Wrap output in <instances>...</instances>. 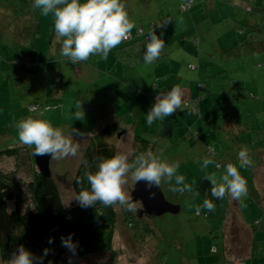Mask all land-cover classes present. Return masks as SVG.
<instances>
[{"label":"rangeland","instance_id":"obj_1","mask_svg":"<svg viewBox=\"0 0 264 264\" xmlns=\"http://www.w3.org/2000/svg\"><path fill=\"white\" fill-rule=\"evenodd\" d=\"M122 2L135 24L132 31H147L160 17L168 24L155 30L165 47L151 65L142 62L144 41L135 43L140 57L133 67L117 62L114 51L120 44L107 59L90 56L76 66L68 63L58 55L61 40L51 14L38 13L33 0H0V151L26 148L18 140L16 126L27 117L42 115L65 135L70 136L71 128L78 130L79 135L70 137L78 145L76 155L51 158L49 164L62 204L70 208L76 204L72 179L88 139L82 126L93 123L98 128L117 121L118 131L107 140L116 154L127 153L129 161L133 160L139 153L133 136L138 135L150 144L154 155L180 162L178 171L192 192H172L162 182L159 187L164 198L180 211L157 217H137V211L128 212L116 203L112 250L71 259V264H239L240 245H247L251 236L264 239V7H259L264 0ZM245 37L256 41L250 49L242 41ZM189 46L196 50L195 58L186 55ZM175 85L183 90L184 104L202 98L197 119L193 123L183 120L185 112L192 116L191 109L183 105L164 121L147 125L149 107ZM36 104L40 107L31 111L29 106ZM204 105L205 112L201 111ZM163 122L174 125L170 138L160 134ZM189 127L198 139L188 140ZM239 137L245 147L239 145ZM206 147L216 154L207 153ZM27 148L31 154L33 149ZM241 149H247L253 161L239 169L247 180L244 207L227 195L225 204L207 211L194 189L196 181L213 173L219 178L228 163L238 167ZM206 158L214 164L202 169ZM15 163L2 158L0 170L9 173ZM19 164L17 179L26 182L30 165L23 160ZM258 165L263 167L256 170ZM134 185L129 174L123 191L131 195ZM24 198L22 211L30 201L27 191ZM135 204L137 210L141 208L139 202ZM8 207L14 209L11 203ZM196 212H206L207 217ZM41 249L43 254L47 250L43 263L51 264L52 247L42 245ZM242 261L264 264V257L243 256Z\"/></svg>","mask_w":264,"mask_h":264},{"label":"clouds","instance_id":"obj_2","mask_svg":"<svg viewBox=\"0 0 264 264\" xmlns=\"http://www.w3.org/2000/svg\"><path fill=\"white\" fill-rule=\"evenodd\" d=\"M33 7L42 16H53L54 31L61 40L58 55L72 64L86 62L90 56L107 59L117 45L129 38L135 27L122 0H33ZM157 27L163 25L157 24ZM147 37L142 62L151 65L160 59L165 42L152 28ZM183 105L182 88L179 85L172 86L156 97L150 111L145 115V122L149 126L156 121L162 122L178 109L182 110ZM16 127L19 142L32 148L36 155H50V158L62 159L75 156L78 151V145L70 138L79 135L78 130L71 128L70 136L65 135L61 128L53 126L42 115L39 118L27 117L19 121ZM237 160L238 167L233 163L224 165L223 174L219 178L215 173L205 176L211 183L212 197L209 199L206 195L203 199V208L207 211H214V201L223 200L226 194L241 202V207H244L247 180L239 169L251 166L253 161L247 149H241L237 153ZM212 164V159H203L201 168L207 169ZM180 167L179 161L168 162L151 151L138 153L131 161L127 153L101 158L95 172L86 169L83 177L76 179L77 185L86 180L88 188H81L75 199L84 208L98 203L105 207L119 203L128 212L135 213L136 204L122 188L126 177L130 174L135 182H143L150 197L155 195L151 190L158 188L162 182L169 185V191L179 194L192 192V186L178 171ZM51 242L50 239L49 243ZM61 244L75 251L76 245L71 234L61 237ZM44 254H47V250ZM9 264H33V258L29 251L20 247L10 258Z\"/></svg>","mask_w":264,"mask_h":264},{"label":"trees","instance_id":"obj_3","mask_svg":"<svg viewBox=\"0 0 264 264\" xmlns=\"http://www.w3.org/2000/svg\"><path fill=\"white\" fill-rule=\"evenodd\" d=\"M259 7H264V5H260ZM36 10L40 13L38 9ZM247 12H250L249 8H247ZM157 24H161L163 27H157ZM167 27L168 24L162 21L160 17L155 23L150 24L147 31H144L142 28L132 31L129 38L117 46L114 51L117 62L120 61L124 67L136 66L139 56L136 55L138 53L132 52L136 49L135 43L138 41L145 42L148 39L147 35L150 28L155 31ZM239 33H242L243 36L245 34L242 31H239ZM242 41L249 48L256 43V41H252L251 38L247 37L242 38ZM128 45L131 47L127 48L126 46ZM153 87H155V84ZM146 94L150 95V91H147ZM201 100L202 98H193L190 102H186L184 106L191 109L193 116L198 117L200 112L199 103ZM31 106H36V108L40 107L39 104ZM31 106H29V109ZM93 125V123H88L82 126L85 134H88V139L84 147L82 161L78 165L71 183L75 196L81 188H88L86 180L81 185H77L76 179L83 177L86 169L95 172L101 158H110L116 154L115 148L107 140L118 131V122L115 121L98 128ZM188 129L189 140L198 139L197 134L192 131L191 127ZM133 140L136 143L139 153L152 152L150 144L140 136H133ZM25 147L23 149L21 147L8 148L0 151V162L2 158L17 161L15 163V169L11 172L3 173L0 170L1 262L3 264H9L10 258L17 253L20 247L25 248L31 253L33 264H44L42 245L52 247L51 264H71V259L110 252L113 247L117 222L116 204L105 207L98 203L95 206L84 208L76 200L75 205L70 208H65L62 204L56 182L51 176H43L38 171L30 151L27 146ZM214 154L216 153L214 152ZM20 160L30 165V179L26 182H21L17 179ZM205 176L202 175L199 177L194 187L202 200L206 195L209 199L212 198L210 191L211 183ZM26 191L29 194L30 201L25 210L22 211L21 205L25 201L24 195H26ZM227 199L228 196L226 194L223 200H216L214 203L216 206H220L225 204ZM10 203L14 207L12 211H9L8 205ZM196 214L197 216L203 214L204 217H207L206 212H196ZM127 216H130V214H127ZM69 234H71L72 241L76 245L74 252L61 244V237H68ZM50 239L52 241L51 243H49ZM254 244V253L259 254L260 257H264V239L255 240ZM256 258L258 259V256Z\"/></svg>","mask_w":264,"mask_h":264},{"label":"water","instance_id":"obj_4","mask_svg":"<svg viewBox=\"0 0 264 264\" xmlns=\"http://www.w3.org/2000/svg\"><path fill=\"white\" fill-rule=\"evenodd\" d=\"M160 126V134L170 138L173 133L174 125L170 122H163ZM31 156L38 171L43 176L50 177V155L40 156L32 151ZM151 191L155 193L153 197L149 196V192L145 190L143 182H135L134 189L130 196L134 203L139 202L141 204V208L137 210V217H141L142 215L157 217L164 214H177L180 211L179 206L169 203L164 198L160 187L153 188Z\"/></svg>","mask_w":264,"mask_h":264},{"label":"crops","instance_id":"obj_5","mask_svg":"<svg viewBox=\"0 0 264 264\" xmlns=\"http://www.w3.org/2000/svg\"><path fill=\"white\" fill-rule=\"evenodd\" d=\"M149 27H150V25H149ZM250 49V48H249ZM258 50H261V49H258ZM194 51H196L195 49H191V47L189 46V50L186 52V55L187 56H189V57H194L195 58V56H193V54L194 53H196V52H194ZM132 52H134V53H138V54H136L137 56H139L140 57V51H137V50H133ZM138 60V59H137ZM260 71V70H259ZM261 72V71H260ZM261 73H263V72H261ZM166 85V84H165ZM164 85H162V87H163ZM211 97H208L207 99H210ZM209 104V101L208 102H206V104L205 105H208ZM199 105H200V103H199ZM205 105H204V108H202L201 109V111H203V112H205V110H206V108L207 107H205ZM204 114L205 113H203V116H202V118L204 117ZM185 117L183 118V120H185V121H190V122H192L193 123V121L194 120H196L197 119V117H195V116H190L189 114H188V112H185ZM189 140V139H188ZM239 141H240V143H239V145L240 146H242V147H245L246 145L243 143V141H242V138L241 137H239ZM188 145H190V143L188 144ZM210 148H212V147H210ZM214 150V149H213ZM206 152L207 153H209V151H208V147H206ZM261 167H263V166H261V165H258L257 167H255V168H257L256 170H260V168ZM263 172H264V168H263ZM261 175L263 176V173H261ZM254 238L255 237H250V240H249V242L247 243V245H240V247H241V250L243 251V254L241 255V256H239V257H236V256H233V257H236V258H239L240 259V263H245L244 261H242V257L243 256H245L246 258H248V259H253V258H255L256 256H258L259 254H256V253H254V250H253V248H254V242H255V240H254ZM244 247L246 248V252H245V250H244Z\"/></svg>","mask_w":264,"mask_h":264},{"label":"built area","instance_id":"obj_6","mask_svg":"<svg viewBox=\"0 0 264 264\" xmlns=\"http://www.w3.org/2000/svg\"><path fill=\"white\" fill-rule=\"evenodd\" d=\"M34 109H36V106L30 107V110H34ZM208 151H209V153H213V149H208ZM218 167H219V165H218ZM240 264H244V263H240Z\"/></svg>","mask_w":264,"mask_h":264}]
</instances>
